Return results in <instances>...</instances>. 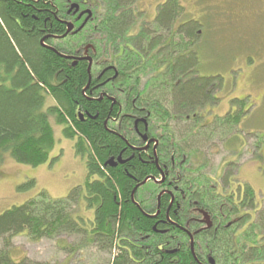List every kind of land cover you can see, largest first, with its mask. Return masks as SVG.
<instances>
[{
  "label": "trees",
  "instance_id": "16d2710c",
  "mask_svg": "<svg viewBox=\"0 0 264 264\" xmlns=\"http://www.w3.org/2000/svg\"><path fill=\"white\" fill-rule=\"evenodd\" d=\"M99 3L103 7L79 35L90 32L98 60L108 58L131 71L124 83L115 84L141 96L150 112L148 133H159V145L155 155L151 148L139 149L144 145L127 117L131 107L119 114L126 113L121 121H112L117 107L98 99L87 85L86 64L73 65L40 44L43 19H52L49 6L39 10L34 3L23 7L0 0V162L7 154L19 164L47 162L55 145L53 119L63 136L74 140L87 169L84 185L66 197L54 199L40 191L0 213V264L14 263L11 238L22 233L32 241L81 236L101 252L113 251L109 264H200L209 258L214 264H264V197L258 199L247 183L237 181L234 187L232 171L209 176L200 150L199 137L216 134L232 152L242 148L232 145L233 130L245 116L248 95L238 101L235 114L212 116L222 75L202 73L203 24L180 0L159 4L154 18L144 11L113 10L134 0ZM48 98L54 104H47ZM118 156L123 163L105 165ZM149 176L154 179L135 190L133 201L135 186ZM92 210L90 217L86 212ZM200 210L213 221L195 238V259L181 228L200 227L194 215ZM236 214L243 217L234 223ZM19 264L46 263L23 258Z\"/></svg>",
  "mask_w": 264,
  "mask_h": 264
},
{
  "label": "rangeland",
  "instance_id": "374dc122",
  "mask_svg": "<svg viewBox=\"0 0 264 264\" xmlns=\"http://www.w3.org/2000/svg\"><path fill=\"white\" fill-rule=\"evenodd\" d=\"M164 1L140 0V5L147 17L153 18L156 7ZM180 3L203 24L200 25L205 40L202 73H220L224 77L225 84L217 92L221 99L212 115H223L230 105L236 108V102L228 103L231 96L242 100L246 93L245 109L252 105L249 116H243L237 131L233 130L236 140L232 145L242 147L238 152L227 148L220 134L207 140V135L199 137L206 160L205 172L217 179L225 169L232 171L234 181L249 184L260 199L264 197V14L252 12L247 0H180ZM139 20L136 17V30ZM47 104L54 101L48 98ZM51 123L55 145L47 162L38 166L19 164L8 154L1 160L0 213L34 198L40 191L58 199L84 185L85 160L76 154L74 140L63 136L62 126L53 119ZM231 161L235 167L227 166ZM86 214L91 217L94 211ZM11 242L13 264H19L23 258L46 264H109L114 254L101 252L95 244L74 235L32 241L22 233L13 236Z\"/></svg>",
  "mask_w": 264,
  "mask_h": 264
},
{
  "label": "flooded vegetation",
  "instance_id": "af4514ba",
  "mask_svg": "<svg viewBox=\"0 0 264 264\" xmlns=\"http://www.w3.org/2000/svg\"><path fill=\"white\" fill-rule=\"evenodd\" d=\"M11 1L23 7L27 5L29 6L30 3H34L38 7L40 6L39 10H41V7L49 6L48 8H49V11L51 12L52 19L48 17H45L43 19V26L45 27V29L42 33L44 35L39 41L40 44L46 47L47 49L51 50L58 56H60V54H63L67 56H75V57H81V58L89 57L90 60L89 59H78L75 63L77 64V62L83 61L86 64L87 68L88 66H90L89 72L87 69V76H88L87 85L88 86L90 85L94 91L98 92V99L101 100L105 98L109 102V104L115 105L117 107L116 117L111 118L112 121L114 122L121 121V119L123 118L124 115H126V113L123 112L124 114H121L120 116L119 114L122 112V110L124 111L126 107L128 106L131 107V109L133 110V113L130 111L127 117L131 119L134 125V130L137 133L138 138L141 139L139 145H142V144L144 145L143 148H141L140 146L139 149L148 150V148H151L153 155H155L156 148L160 142V136H159V133L157 132L154 133V136L148 133L149 123L147 120V116L150 112L144 108L145 104L142 102L141 96H139V94L131 96L128 94L129 92H126L125 87L123 85H121L120 83L115 84L116 80H120L122 83H124L122 81L123 77H125V75L128 76L129 73L131 74V71L129 70L125 71L126 68L124 66L120 67L118 64L109 61L108 58H102L98 60L96 56V49L93 45L92 37L91 35H89L90 32L88 36L86 37H82L79 35V34H82L84 28L89 23L93 22L95 12L99 8L103 7V4L99 3V0H11ZM247 3H248L247 4L248 8L251 9L252 12L256 11L257 13H260L262 15L264 14V0H247ZM106 8L110 10L109 5H107ZM113 10L115 11H124V10L145 11L142 9V6L140 5V0H134L133 5H129L127 8L123 6H119ZM156 12H157V7H156ZM46 22H49L48 29H46ZM69 24H72V27L67 32ZM55 25H58V26H55ZM59 26L61 27L62 31L57 32L56 29ZM95 28L96 26L93 25V29ZM153 40L154 38H152V41ZM67 59H69L72 62V64L75 61L74 58H67ZM223 78L224 77H222L221 79H222V84L224 86L225 82ZM246 96L247 94L244 93L242 98H245ZM217 97L221 99L220 96H217ZM238 101H240L238 97L231 96L228 99V103L231 104V103L236 102L237 107L234 108L231 105L228 106V109L226 110L224 114L226 113L235 114L236 111L238 112L239 111ZM217 103L218 102H215L211 106L212 108L211 109L212 111L210 112L211 114L214 111V106ZM243 110L245 112V115L249 116L250 108L245 109L244 107ZM79 113L83 115L82 112H79ZM214 115L212 116L214 117ZM87 116L89 117V115ZM194 116H195L194 114L192 115V117L187 115L186 121L188 122V120H190V118H194ZM212 116L208 118L212 120L213 119ZM80 119L83 120L84 116ZM109 119L110 117L108 118V120ZM242 120L243 118L241 119V121ZM234 135L236 136V132L234 133ZM150 177H153V176H149L147 178H150ZM153 179H149V180H153ZM162 179L161 180L155 179V181L161 182L163 181ZM231 179H232V176L230 178V181ZM236 183L237 182H235V184ZM142 186L143 185L139 186L138 188ZM163 193L164 192H162V194ZM159 198L160 197H158V200ZM172 201L173 200H171V202ZM158 212H159V208L157 209L156 213ZM196 214L194 215L197 216L195 218L198 221L200 227H197L195 229L193 228L192 230L187 229L185 227L181 228L183 229L184 233L188 237V243H189L190 249H191V243H192L193 249L195 248V238L202 231V228H204L207 224L204 221L203 219L204 217L201 212L199 214L198 213ZM198 215H200V217ZM241 215L242 214L235 215L233 219L234 223L241 221L243 217ZM192 217L193 216H191L190 219H192ZM209 220L211 222L210 226H212L213 220L210 216H209ZM201 263L208 264L209 262L208 263L201 262Z\"/></svg>",
  "mask_w": 264,
  "mask_h": 264
},
{
  "label": "water",
  "instance_id": "95a60500",
  "mask_svg": "<svg viewBox=\"0 0 264 264\" xmlns=\"http://www.w3.org/2000/svg\"><path fill=\"white\" fill-rule=\"evenodd\" d=\"M71 27H72V24H69L67 32L71 29ZM81 27H82V26H81ZM60 56L65 57V58H74L75 61H74L73 64H75L76 61H77L78 59H89V60H90L89 57L81 58V57H75V56H67V55H63V54H60ZM87 69H88V72H89V71H90V66H88ZM78 116H79L80 118L83 117V115H82L81 113H79ZM144 137H146V136H144ZM117 163H123V161H122V159H121L120 156H118L116 160H115L113 157L109 158V159L105 162V165H109L110 167H114V166L117 165ZM163 176H164V175H163ZM149 179H153V177L146 178L143 182H141L140 184H138V185L135 186L134 190H133L132 193H131V197H132V200H133V201H134V199H133V195H134L135 190H136L139 186H141V185H143L144 183H146V181L149 180ZM162 180H163V179H162ZM161 194H162V192L159 194L158 197H160ZM200 212H202V214H203V217H204L203 219H204V221L207 223V224H206L207 227H210L211 222H210V220H209V216H208V214H207L206 212H204V211H200ZM191 253L193 254L194 258L197 259L196 255H195V252H194V249H193V246H192V243H191ZM209 263H210V264H214V260H213L212 258H209Z\"/></svg>",
  "mask_w": 264,
  "mask_h": 264
}]
</instances>
